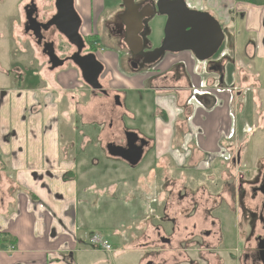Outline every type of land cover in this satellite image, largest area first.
I'll use <instances>...</instances> for the list:
<instances>
[{
	"label": "flooded vegetation",
	"instance_id": "1",
	"mask_svg": "<svg viewBox=\"0 0 264 264\" xmlns=\"http://www.w3.org/2000/svg\"><path fill=\"white\" fill-rule=\"evenodd\" d=\"M98 1L100 5L102 4L100 10L102 17L96 18L95 10L100 5L90 0V18H85L78 7V0H75V8L81 17L78 32L84 41L81 50L61 33L57 25L48 24L58 12L56 0H54V12L47 18L40 17L38 4L34 0L26 3L23 29L34 41L32 56L35 74L42 82L46 81L49 85V93L55 99L63 100L64 104L60 110L66 109L69 113L65 104L70 103L72 106L75 116L73 115L71 121L69 120L71 127L76 126L77 122L81 125L84 123L82 118L77 117L75 100L101 98L112 104L113 108L110 111H102V116H98L101 112L95 113L91 124L83 126L91 127L92 133L97 131L94 141L101 149H105L106 154L114 159L112 161L123 163L122 165L129 168H136L145 162L146 157L151 155L156 147V139L144 128V121L153 123L156 117L164 123H168L169 120L162 110L160 113L152 110L149 112L145 110L143 115L138 113L135 108H143V95L139 90H130L126 80L132 81L135 77H139L140 84L169 83L174 89H177L180 81H184V84L189 85L188 93L191 95L193 84L186 65L182 62L174 63L170 67V72L162 73L160 68L163 62L170 55L189 52L196 60L213 65L214 69L220 71L221 78L225 72L223 64L230 57L228 52L233 49L234 36L226 23L208 8L198 5L193 0H176L177 4H184L190 11L209 12L216 18L222 27L223 42L227 39V50L214 58L221 49L222 42L217 52L207 60L197 59L190 50L166 51L150 63L147 62L149 54L162 45L169 18L168 14L162 13L159 9L161 0ZM197 15L198 18H205L203 14ZM29 17H33L34 21L28 20ZM161 19L164 22L162 38L156 45L153 41V24ZM78 52L81 57L93 53L103 64V71L98 77L100 89L92 88L84 80L81 69L72 59ZM103 53L110 59L113 58L111 64L105 61ZM71 70L75 71L76 76L69 78L64 85L60 76L69 75L68 72ZM58 72L60 73L57 74ZM106 73H109L111 78H107ZM118 76L122 80L121 83L113 80ZM105 82L109 83V88L105 86ZM43 85L39 86L38 91ZM76 92L79 97H76ZM131 100L133 105L130 106L128 102ZM137 100H140L139 105L134 102ZM58 117L60 116L57 115V119ZM126 117L129 119V124L124 121ZM138 118L141 119V123L135 121ZM186 119H191L189 113ZM183 122L185 123L182 124V121L178 120L172 126L173 135L170 144L174 147L173 150L179 151L180 155L188 156L195 149L182 142L189 121ZM57 125L58 129H61L59 122ZM108 129L110 132L103 140ZM127 133L136 135L132 136L134 147H143L142 159L135 166L120 156L111 155L108 150L109 144L129 149ZM89 142L91 137L85 144L86 148ZM223 149L227 155L221 160L218 174L209 173L206 166L203 168L198 164L194 165L198 162L189 159L187 161L170 160L168 157L161 159L159 168L165 170L159 180L161 214L159 222L147 234L148 238L146 237L144 242L138 245L145 250L139 264H264V163L259 162L252 173L247 174L242 168L247 163L248 157L244 150L245 146L231 145ZM178 168L200 170L205 172V175H201L203 179L199 180L200 176L195 178V175H192L189 179L186 175L171 174ZM70 171L69 168L66 170L64 179L70 176ZM95 234L103 236L99 232L89 233L86 238L88 244L97 246L91 242Z\"/></svg>",
	"mask_w": 264,
	"mask_h": 264
},
{
	"label": "crops",
	"instance_id": "2",
	"mask_svg": "<svg viewBox=\"0 0 264 264\" xmlns=\"http://www.w3.org/2000/svg\"><path fill=\"white\" fill-rule=\"evenodd\" d=\"M193 1L221 18L234 36L233 49L228 52L230 57L223 64L224 75L220 78V71L213 65L196 60L189 52H182L167 57L160 71L168 73L174 63H184L193 84L191 95L184 81L178 83L177 89L169 83L140 84L139 77L126 80V84L130 90L141 91L144 111L160 113L162 110L169 120L164 123L156 117L153 123L144 121V128L156 139L154 168L157 162L161 164V159L168 157L176 161H196L194 165L218 174L221 160L227 155L223 148L244 145L248 139L240 136L238 115L243 110L240 100L245 90L254 89V102L257 106L260 104L257 89L249 86L253 75L241 74L240 69L253 72L256 61L264 64V0ZM87 16L90 18V6ZM18 22V18H7L0 25L1 48L6 46L2 48L3 55L17 52L14 48H22V40L14 42L11 39L19 34L15 29ZM243 47H248L246 52ZM30 53L19 56L22 66H18L15 58L9 61L5 56L1 58L0 53V231L8 235L0 248V264H81L85 247L81 245L80 230L89 228L93 221L85 206L80 186L83 180L77 167L93 166L82 161L74 164L71 169L76 168L75 175L64 179L66 165L70 166L71 159L69 146L60 135L72 131L73 115L66 109L60 110L63 100L49 93V85L44 84L38 91L41 85L35 77ZM103 58L107 63L113 62L105 53ZM15 69L19 70L17 79H10ZM24 72L29 77L24 79ZM40 94L43 97L39 100ZM188 113L190 120L186 119ZM57 115L66 120L61 129H58ZM250 117L253 115H247L242 122L243 133L254 122ZM178 120L182 124L189 121L182 142L195 150L188 156L180 155L170 144L172 126ZM163 133L165 136L161 137ZM83 140L76 139V143L86 148Z\"/></svg>",
	"mask_w": 264,
	"mask_h": 264
},
{
	"label": "rangeland",
	"instance_id": "3",
	"mask_svg": "<svg viewBox=\"0 0 264 264\" xmlns=\"http://www.w3.org/2000/svg\"><path fill=\"white\" fill-rule=\"evenodd\" d=\"M28 1L29 0H0V25H3V22L7 18H18L19 22L15 24V29L19 32L18 35L21 37L15 35L12 36L11 39H13L14 42H16V39H18L19 42L22 40L23 43L22 48H14L17 52L15 51L8 55L2 54V48H6V46L2 45L1 48L0 44L1 58L5 56L8 61L15 58L18 66H22L19 61V56L21 54L30 53L29 51H31L30 60L32 61V64H34V58L32 56L34 41L30 35L25 33L23 29V24L25 22L24 7ZM34 1L38 4L40 17L47 18L54 12V0ZM92 1L97 2L96 5H99L98 0ZM78 7L82 10L84 17L89 18L87 16L89 13V0H81ZM101 8L102 6H99L95 10L96 18L102 17V15H100ZM163 23L164 22L161 19L159 22L157 21L153 24V41L156 45L159 44L162 38ZM5 25L6 24H4V26ZM0 32L2 33V26L0 28ZM6 35L9 37L8 33H6ZM239 40L241 44L243 40H241V38ZM226 42L227 39L223 42L221 49L214 56V58L218 57L224 50H227ZM247 48L248 47H243V52H246ZM251 57H254V55ZM17 71L19 70H13V74L10 79H17V75L19 73ZM240 71L241 74L249 73L250 76L253 75L251 78L252 82L249 86L257 89L256 92L260 99V104L258 103L259 106H257L253 97L254 89H246L240 100L243 110L238 114L240 119L239 125L241 127L240 136L242 139L248 138L244 144V150H246V155L248 156L246 158L247 163L244 164L245 166H242V168L247 171V174H251L254 167L259 162L264 163V64L260 61H256L253 65V72L244 68L240 69ZM74 72L75 71L71 70L68 72L70 73L69 75L60 76L64 85L65 83L67 84L69 78H75L76 75ZM106 74H108L106 75L107 78H111L109 73ZM25 75L26 73L24 72V79L28 76ZM2 76L7 77L6 74H3ZM35 77L37 80L41 81V85L47 84L46 81L42 82L37 75ZM30 78H32V76H30ZM76 80L78 79L76 78ZM113 80H117L120 83L122 82L119 76L117 79ZM245 85L246 84L243 86ZM105 86L109 88V83L105 82ZM57 87L61 88L60 85H57ZM75 95L76 97H79L77 92ZM42 97L43 96L40 94L39 100L42 99ZM75 102L76 104L74 106L78 109L77 117L82 118V121L84 122L83 125H90L92 121L91 119H93L92 116H94L95 113L101 112L98 116H102V111H110V109L113 108L112 104L101 98H88L83 101L75 100ZM134 102L139 105L140 100ZM128 103L130 106L133 105V100ZM63 104L64 103H61L59 106L61 107ZM65 105H67L70 115L75 116L71 104L67 103ZM137 110L141 114L145 112L141 107H137ZM247 115H253V117H250L249 120L252 121L253 119L254 122L250 124V128L246 130V133H243L242 122L246 121ZM124 121L129 124L128 117H126ZM135 121L141 123V119L139 118ZM57 122H59V124H63L65 119L63 117H58ZM83 125L77 122L76 126L72 127V131L69 133L70 135L67 132H63L60 135V137H63V142L69 146L68 154L71 161H69L70 166L65 164L66 170L70 168V170H74V172H76V168L71 169V167L81 161L85 165L93 166V168H91V166L86 168L77 167L78 174L80 173L79 177L83 180L80 182V186L81 190L84 191H82V193L84 194L83 197L86 200L85 206L88 210H90L93 221L89 228L80 230L79 235L81 236V245L85 247L84 252L81 254V264H139V260L142 258V254L145 250L138 245L140 242H144L148 236L147 234H149L153 226L159 222V216L161 214V210L159 209L158 193L159 180L165 170L158 167L160 165L158 162L156 163L155 168L152 167V164L155 161L153 160L154 152H151V155L146 157L145 162L136 168H129L122 165V162H120L122 164H119L112 161L114 159L110 158L106 154L105 149H101L100 145L95 143L94 137L97 131L92 133L91 127L88 128ZM105 127L106 129L108 127L107 121ZM109 132V129L105 131L103 140L106 139V135L109 134ZM89 136L91 137V142L88 143L87 148H82L78 143H76V139L85 138L83 143L86 144L90 138ZM163 136H165L164 133L161 137ZM1 144L2 139H0V145ZM169 159L171 160V158ZM64 162L67 161L65 160ZM171 174H177L179 176L186 175L189 179H191L190 177L192 175H195V178L200 176L198 179L202 180L203 176L201 177V175H205V172H200V170H189V168H178L175 172H171ZM85 215L87 216V214ZM83 221L86 222L87 220ZM90 232L101 233L112 245V251H104L97 246L88 244L86 238ZM11 241L12 240H10V242Z\"/></svg>",
	"mask_w": 264,
	"mask_h": 264
},
{
	"label": "water",
	"instance_id": "4",
	"mask_svg": "<svg viewBox=\"0 0 264 264\" xmlns=\"http://www.w3.org/2000/svg\"><path fill=\"white\" fill-rule=\"evenodd\" d=\"M158 6L162 13L168 14L169 18L162 45L149 54L147 62H154L166 51L190 50L199 60H207L217 52L223 42L224 34L219 21L209 12L190 11L184 4H177L176 0H161ZM56 8L58 12L48 24L57 25L61 33L68 37L72 43L78 45L81 50L84 41L78 32L81 17L75 8V0H56ZM197 14H203L205 18H198ZM29 19L34 21L33 17H29ZM72 59L81 69L84 80L92 88L100 89L101 84L98 77L103 71V64L96 58V55L91 53L81 57L78 52ZM132 136L136 135L127 133L129 149L109 144L108 150L111 155L120 156L135 166L142 159L143 147H134Z\"/></svg>",
	"mask_w": 264,
	"mask_h": 264
},
{
	"label": "built area",
	"instance_id": "5",
	"mask_svg": "<svg viewBox=\"0 0 264 264\" xmlns=\"http://www.w3.org/2000/svg\"><path fill=\"white\" fill-rule=\"evenodd\" d=\"M91 242L96 244L102 250L112 251V245L103 236L99 234H95Z\"/></svg>",
	"mask_w": 264,
	"mask_h": 264
},
{
	"label": "trees",
	"instance_id": "6",
	"mask_svg": "<svg viewBox=\"0 0 264 264\" xmlns=\"http://www.w3.org/2000/svg\"><path fill=\"white\" fill-rule=\"evenodd\" d=\"M69 173L71 176L75 175V172L73 170H71ZM6 237H8L7 234L0 232V248L2 247V244H4V242L6 241ZM11 243H15V240H12Z\"/></svg>",
	"mask_w": 264,
	"mask_h": 264
}]
</instances>
